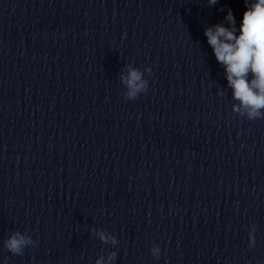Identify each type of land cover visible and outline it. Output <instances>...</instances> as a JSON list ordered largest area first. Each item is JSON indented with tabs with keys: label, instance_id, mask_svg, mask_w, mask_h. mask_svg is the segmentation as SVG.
I'll use <instances>...</instances> for the list:
<instances>
[{
	"label": "clouds",
	"instance_id": "1",
	"mask_svg": "<svg viewBox=\"0 0 264 264\" xmlns=\"http://www.w3.org/2000/svg\"><path fill=\"white\" fill-rule=\"evenodd\" d=\"M209 5H215L218 0H207ZM246 10L243 13L239 29L235 17L228 10L225 20L229 26L215 24L204 30L207 43L211 46L218 64L224 69L225 79L232 92V99L238 103L232 105V112L248 120L264 118V0H245ZM239 32V34H237ZM122 70L119 80L125 87L122 93L126 100H135L146 93L149 81L145 73L152 75L151 67L143 71L128 63ZM218 95H224L218 91ZM91 233L102 243L112 247L118 245L117 238L100 228H93ZM257 225L248 229V246L256 244L255 233ZM37 241L32 236L20 231L12 232L4 241V248L14 255H23L25 248L35 247ZM150 253L156 259L161 256L159 245H153ZM117 252L109 251L101 254L95 264H114Z\"/></svg>",
	"mask_w": 264,
	"mask_h": 264
}]
</instances>
